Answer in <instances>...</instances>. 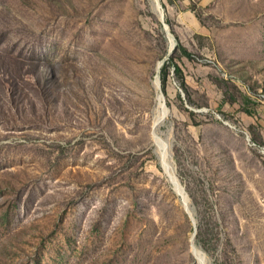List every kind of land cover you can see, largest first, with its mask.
<instances>
[{"label":"rangeland","instance_id":"1","mask_svg":"<svg viewBox=\"0 0 264 264\" xmlns=\"http://www.w3.org/2000/svg\"><path fill=\"white\" fill-rule=\"evenodd\" d=\"M0 264H264V0H0Z\"/></svg>","mask_w":264,"mask_h":264},{"label":"bare ground","instance_id":"2","mask_svg":"<svg viewBox=\"0 0 264 264\" xmlns=\"http://www.w3.org/2000/svg\"><path fill=\"white\" fill-rule=\"evenodd\" d=\"M156 8L159 9V4H157ZM159 87H160V83L158 80H156V88L158 90H159ZM157 104H158L159 108H165V99H164V96L162 93H158V95H157ZM163 154H165V153H163ZM195 253H197V252H195Z\"/></svg>","mask_w":264,"mask_h":264},{"label":"water","instance_id":"3","mask_svg":"<svg viewBox=\"0 0 264 264\" xmlns=\"http://www.w3.org/2000/svg\"><path fill=\"white\" fill-rule=\"evenodd\" d=\"M248 141H250L249 138H248Z\"/></svg>","mask_w":264,"mask_h":264}]
</instances>
